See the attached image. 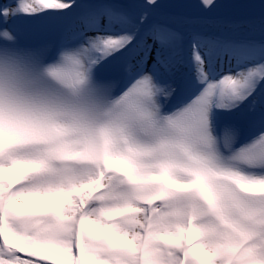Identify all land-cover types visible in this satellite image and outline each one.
<instances>
[{
	"label": "snow or ice",
	"instance_id": "1",
	"mask_svg": "<svg viewBox=\"0 0 264 264\" xmlns=\"http://www.w3.org/2000/svg\"><path fill=\"white\" fill-rule=\"evenodd\" d=\"M161 7H0L4 25L64 29L55 52L0 29V264H264V0L236 5L258 15L259 40L193 32L186 61ZM118 56L123 78L101 79ZM177 58L189 75L170 110Z\"/></svg>",
	"mask_w": 264,
	"mask_h": 264
},
{
	"label": "bare ground",
	"instance_id": "2",
	"mask_svg": "<svg viewBox=\"0 0 264 264\" xmlns=\"http://www.w3.org/2000/svg\"><path fill=\"white\" fill-rule=\"evenodd\" d=\"M88 2H99V0H85ZM123 1H127V2H131V0H122ZM134 1V0H133ZM20 19V21L22 22V20L28 19V17H18ZM157 18L159 21L166 23V19H168L169 21H167L168 24H170L171 26H178L179 30L181 32H183V34L185 35V43H184V59L186 61L187 58V54H188V39L187 35H191L193 32H202L204 34L210 33L211 31H219L221 34L223 32L222 35L229 37V38H235V39H239L237 37V34H232V36L230 35V32L232 30V28H236V27H240V26H245V24L242 21H234L233 19L230 18H218V19H199V18H189V17H176V16H172L171 15H167L164 12H162L161 10H159ZM161 18V19H160ZM175 23V24H174ZM246 24H250L248 25V29L251 28L253 31L256 29L253 28L254 24H258V17H254L253 19H250L246 22ZM208 31V32H207ZM257 32H259L258 27H257ZM150 65V64H149ZM186 65L185 62L181 61L180 58H177V63L175 65V67L172 69L171 73H166L167 79L166 83H170L175 87V84L178 87V90L180 92H184L185 91V86H186V82H187V78L188 75L187 73L189 72H184L185 68L184 66ZM186 67H188L186 65ZM187 71H189V68L186 69ZM219 70V68H218ZM224 73L227 72L226 69L223 70ZM185 73V79L183 80V74ZM180 99V97L178 96V93L176 92V95L172 98V102L177 104V101Z\"/></svg>",
	"mask_w": 264,
	"mask_h": 264
}]
</instances>
